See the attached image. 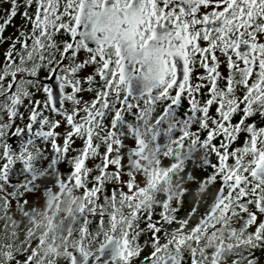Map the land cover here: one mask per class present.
<instances>
[{"label": "snow or ice", "instance_id": "6c2138e0", "mask_svg": "<svg viewBox=\"0 0 264 264\" xmlns=\"http://www.w3.org/2000/svg\"><path fill=\"white\" fill-rule=\"evenodd\" d=\"M0 264H264V0H0Z\"/></svg>", "mask_w": 264, "mask_h": 264}]
</instances>
